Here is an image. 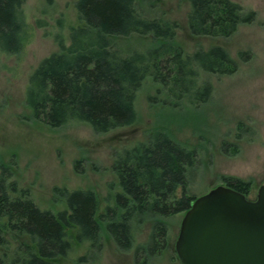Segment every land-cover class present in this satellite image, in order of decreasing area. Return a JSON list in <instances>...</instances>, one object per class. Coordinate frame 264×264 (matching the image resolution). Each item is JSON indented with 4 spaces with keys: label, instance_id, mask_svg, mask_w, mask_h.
<instances>
[{
    "label": "trees",
    "instance_id": "obj_1",
    "mask_svg": "<svg viewBox=\"0 0 264 264\" xmlns=\"http://www.w3.org/2000/svg\"><path fill=\"white\" fill-rule=\"evenodd\" d=\"M26 1L0 0V51L6 54L23 52L33 38L23 10ZM189 1V27L197 36H230L256 15L234 0ZM76 8L81 24L71 29L68 44L58 39L60 51L41 60L26 92L34 116L51 126L87 122L105 133L134 123L138 92L147 78L165 88L167 99L198 106L214 91L209 81H201V71L224 75L239 68L221 45L187 54L173 42L178 24L141 14L136 0H78ZM134 33L152 35L160 43L137 50L115 42ZM223 145L227 153L238 152L231 142ZM199 162L197 149L166 129L156 130L116 155L113 170L120 190L103 211L94 190L78 189L68 191V207L59 212L39 207L3 166L0 248L10 245V234L15 244L10 253L0 250V264H57L72 248L68 234L74 228L77 239L91 245L102 243L105 230L122 250L135 251L136 264H150L168 244L167 219L185 213L197 198L190 187ZM225 184L251 192L246 179L226 177ZM144 224L150 225L149 240L135 245Z\"/></svg>",
    "mask_w": 264,
    "mask_h": 264
},
{
    "label": "rangeland",
    "instance_id": "obj_2",
    "mask_svg": "<svg viewBox=\"0 0 264 264\" xmlns=\"http://www.w3.org/2000/svg\"><path fill=\"white\" fill-rule=\"evenodd\" d=\"M77 1L27 0L23 10L33 30L32 40L21 53L0 51V175L7 166L12 179L28 189L42 209L59 212L68 207L69 192L90 189L100 198L103 211L120 190L113 170L116 155L156 130L166 129L198 150L192 193L203 195L225 184L226 177H238L250 181L249 196L255 198L264 183V0H234L256 15L227 37L192 34L189 0H136L141 14L178 24L173 42L187 54L221 45L238 60L239 68L224 75L201 71V81H209L214 91L198 106L187 99H167L165 88L147 78L136 99L137 120L105 133L96 132L87 122L51 126L34 116L26 100L33 71L43 58L60 51L58 39L68 44L71 29L81 24ZM115 42L123 49L148 50L160 40L134 33L119 36ZM225 141L237 146L238 152H225ZM183 217L179 213L167 219L168 244L150 264H181L176 242ZM149 232L150 225L140 226L135 245L147 243ZM68 236L72 248L57 264H136L135 251L122 250L105 230L100 245L79 241L75 228ZM8 237L12 241L1 252H12L15 237Z\"/></svg>",
    "mask_w": 264,
    "mask_h": 264
},
{
    "label": "water",
    "instance_id": "obj_3",
    "mask_svg": "<svg viewBox=\"0 0 264 264\" xmlns=\"http://www.w3.org/2000/svg\"><path fill=\"white\" fill-rule=\"evenodd\" d=\"M176 251L181 264H264V183L255 198L226 184L198 196Z\"/></svg>",
    "mask_w": 264,
    "mask_h": 264
}]
</instances>
